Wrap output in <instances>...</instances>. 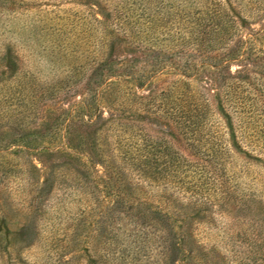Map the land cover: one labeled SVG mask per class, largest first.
I'll return each instance as SVG.
<instances>
[{
  "label": "trees",
  "instance_id": "1",
  "mask_svg": "<svg viewBox=\"0 0 264 264\" xmlns=\"http://www.w3.org/2000/svg\"><path fill=\"white\" fill-rule=\"evenodd\" d=\"M233 3L83 0L24 34L15 10L0 7L10 84L0 103L20 106L18 142L36 143L42 186L66 184L83 209L71 211L50 264H67L59 253L73 243L84 245L80 264H264V27ZM36 49L49 52L51 77L27 69ZM63 94L80 100L61 107ZM230 202L248 231L221 253L197 236Z\"/></svg>",
  "mask_w": 264,
  "mask_h": 264
},
{
  "label": "rangeland",
  "instance_id": "2",
  "mask_svg": "<svg viewBox=\"0 0 264 264\" xmlns=\"http://www.w3.org/2000/svg\"><path fill=\"white\" fill-rule=\"evenodd\" d=\"M230 1L234 2L232 5L236 12L245 4L255 11L250 14L243 13L247 19V25L252 29L259 30L264 27V0ZM5 2L6 0L1 1L0 7L3 5L4 8L15 10L18 16L15 17L13 23L16 27L22 28L23 34L41 24L47 26L61 22L67 14L84 9L83 0H14L7 4ZM1 13L5 12L1 11ZM28 59L30 63L26 64L27 69L43 77L52 76L50 72L53 62H48V59L52 60V58L47 50L36 49L34 56ZM3 70L4 68L0 65V91L1 88L5 89L10 86L8 73L1 74ZM80 89L79 92L77 91L78 94L82 92ZM78 94H73V96L63 94L61 107H66L64 105L72 100L79 101ZM15 103L16 105L12 106L11 103H0V169L3 168L5 172L4 180L0 184V264H50L55 261V246L60 244L63 235L69 230L71 211L79 214L83 209L75 208L76 203L72 197L68 196L66 184L55 182L51 185L48 182L47 185L42 186L43 177L49 170L36 171L33 169L34 165L40 168V164L35 160V150L31 149L37 147L33 138L28 139V144L24 143L30 147L28 149L23 147V142H18L19 135L23 133H19L22 122L19 115L20 106L17 101ZM49 104L50 102H46V107ZM33 119L31 113L28 122H32ZM28 124L32 127L31 131L37 130L33 127L34 124ZM48 178L52 181L49 175ZM40 191L42 195L39 196ZM162 193L164 191L159 192V194ZM165 194L167 195L168 191H165ZM212 211H214L212 223L209 226L200 227L197 237H203V242H207L210 246L215 245L221 253H224V249H227L230 244L228 237L232 234L236 235L238 229L243 233L248 231V228L236 220L239 211H237V206L231 202L226 206L222 204L215 206ZM135 212L130 213L131 217L136 214ZM27 225L36 226V236H30L29 233L26 236L16 234L22 226ZM92 229L93 225L89 229L79 227L77 234L87 231L85 235H88ZM203 231L207 232V235H203ZM80 238L79 236L78 239ZM242 240L244 242L246 239L242 238ZM31 244L33 245L28 246ZM101 246L97 245L98 248ZM83 248V244L73 243L71 247L62 250L61 253L58 252L61 254L62 263H84ZM229 259L230 256L227 254L226 261Z\"/></svg>",
  "mask_w": 264,
  "mask_h": 264
}]
</instances>
